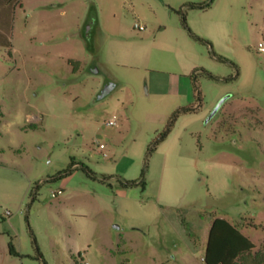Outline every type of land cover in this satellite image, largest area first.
Here are the masks:
<instances>
[{
	"label": "rangeland",
	"instance_id": "rangeland-1",
	"mask_svg": "<svg viewBox=\"0 0 264 264\" xmlns=\"http://www.w3.org/2000/svg\"><path fill=\"white\" fill-rule=\"evenodd\" d=\"M185 12L0 7V264H206L215 216L262 249L264 0Z\"/></svg>",
	"mask_w": 264,
	"mask_h": 264
},
{
	"label": "trees",
	"instance_id": "trees-1",
	"mask_svg": "<svg viewBox=\"0 0 264 264\" xmlns=\"http://www.w3.org/2000/svg\"><path fill=\"white\" fill-rule=\"evenodd\" d=\"M18 0H0V4L11 5ZM214 0H206L203 2H192L189 4L191 8L206 10L211 7ZM177 13L183 15L186 20V12L182 9H175ZM114 89L115 84L109 85L107 89ZM196 110L195 107H183L176 112ZM175 121V118L174 120ZM170 129L161 134V139L167 137ZM143 182V181H142ZM138 181H125V185H135ZM256 243L247 236L238 224H234L227 218L215 216L209 231L208 242L204 261L206 264H264V245L262 249L256 253ZM9 251L11 255L20 256L13 241L9 243ZM40 257L43 258L39 251ZM45 264H47L45 262Z\"/></svg>",
	"mask_w": 264,
	"mask_h": 264
},
{
	"label": "crops",
	"instance_id": "crops-1",
	"mask_svg": "<svg viewBox=\"0 0 264 264\" xmlns=\"http://www.w3.org/2000/svg\"><path fill=\"white\" fill-rule=\"evenodd\" d=\"M129 1L131 3H134V2L139 1V0H129ZM140 1H143L146 4H148L149 6H152L154 8L155 7H161V8H167L169 10L171 9L173 11H175V9H182L184 11H187V14H188V11L192 12V9L197 10V9L191 8L189 6L190 3H192V2H203L206 0H140ZM4 6H5L4 4H0L1 8ZM211 226H212V223H211ZM211 226H210V228H211ZM209 231H210V229H209ZM208 236H209V232H208ZM205 253H206V250H205Z\"/></svg>",
	"mask_w": 264,
	"mask_h": 264
},
{
	"label": "water",
	"instance_id": "water-1",
	"mask_svg": "<svg viewBox=\"0 0 264 264\" xmlns=\"http://www.w3.org/2000/svg\"><path fill=\"white\" fill-rule=\"evenodd\" d=\"M98 70L97 69H94V72H97ZM112 90L111 89H107L103 92V94L101 95V97H104L105 95H107L110 91ZM229 99V96H226L224 97L220 102L219 104L216 106V108L214 109V111L211 113L210 117L207 119V121H209L217 112L218 110L220 109V107L225 103V101H227Z\"/></svg>",
	"mask_w": 264,
	"mask_h": 264
},
{
	"label": "built area",
	"instance_id": "built-area-1",
	"mask_svg": "<svg viewBox=\"0 0 264 264\" xmlns=\"http://www.w3.org/2000/svg\"><path fill=\"white\" fill-rule=\"evenodd\" d=\"M135 27H136L137 29H140V30H145V29H146L145 26L140 25V24H138V23L135 24ZM260 50L264 51V46H261V47H260ZM108 124H109V125H113V124H115V121L111 120V121L108 122ZM62 193H63V190H59V191L56 192V195L58 196V195H60V194H62Z\"/></svg>",
	"mask_w": 264,
	"mask_h": 264
}]
</instances>
